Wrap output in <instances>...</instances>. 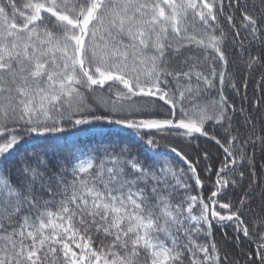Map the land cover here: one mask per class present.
I'll list each match as a JSON object with an SVG mask.
<instances>
[{"label": "snow or ice", "instance_id": "6c2138e0", "mask_svg": "<svg viewBox=\"0 0 264 264\" xmlns=\"http://www.w3.org/2000/svg\"><path fill=\"white\" fill-rule=\"evenodd\" d=\"M256 74L264 0H0V264H264Z\"/></svg>", "mask_w": 264, "mask_h": 264}, {"label": "trees", "instance_id": "16d2710c", "mask_svg": "<svg viewBox=\"0 0 264 264\" xmlns=\"http://www.w3.org/2000/svg\"><path fill=\"white\" fill-rule=\"evenodd\" d=\"M18 3H23V0H18ZM231 70V68H230ZM244 76H245V71L243 68H239L237 70V74H236V82L238 87H240V94H236L235 92L231 91L230 89L226 91V94L229 95L230 99H232L237 108H239L242 104V100H241V96L244 94V88H243V80H244ZM257 77L258 74L254 75L247 84V97H248V101L244 104L245 107L247 108H251V102L255 99H258L261 96H264V85H261L259 88L257 87ZM213 95H215V93H213ZM256 115H259V113H256ZM242 117H240L239 115H237L236 120L234 121V125L239 127L242 124ZM258 131H259V125H258ZM244 130L243 128L241 129V134L243 135ZM113 142H121V143H126L128 144L130 147H132L133 149L138 150L139 149V142L137 141L135 136H131V135H124V136H119V137H112L111 138ZM167 143L179 148V149H183L184 151H188L190 152L191 149H189L186 145V142L183 141L182 139H169L167 141ZM201 147H207L209 149V151L212 153V163L214 165V167H219V160L220 158H222L223 156V152L221 149H218L217 146H215L214 144H211L207 141H205L203 138L200 139L199 141ZM163 151L168 155L169 159H172L173 161H175L179 166H183L182 162L179 161V158L176 157V155L174 153H169L167 151V149H163ZM255 163L257 166V174H258V178L261 182H264V169H261L260 165L264 164V153H261L258 149L255 153ZM204 175V174H202ZM212 179H215V176H212ZM247 187V173H246V178L245 181L242 183L241 187H237L235 189H232L231 187L229 188L228 194L232 196V198L234 200H238L240 198V196L243 194V189ZM209 189L207 187H205L204 192L205 194H208ZM258 203V201H257ZM253 207H256V203L253 204ZM254 217H249L248 219L251 220ZM224 231H227L229 235L232 234V228L231 226L227 227L226 229H224ZM215 233H216V237L217 239H219L220 237V233H221V229L220 228H216L215 229ZM247 243V242H245ZM229 250L233 253H236L239 251L238 248H233L231 245H229Z\"/></svg>", "mask_w": 264, "mask_h": 264}]
</instances>
